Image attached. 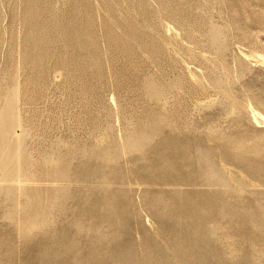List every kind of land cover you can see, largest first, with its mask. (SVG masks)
<instances>
[{"label": "rangeland", "instance_id": "1", "mask_svg": "<svg viewBox=\"0 0 264 264\" xmlns=\"http://www.w3.org/2000/svg\"><path fill=\"white\" fill-rule=\"evenodd\" d=\"M261 115L264 0H0L3 264H264Z\"/></svg>", "mask_w": 264, "mask_h": 264}, {"label": "bare ground", "instance_id": "2", "mask_svg": "<svg viewBox=\"0 0 264 264\" xmlns=\"http://www.w3.org/2000/svg\"><path fill=\"white\" fill-rule=\"evenodd\" d=\"M219 34H220V32H219L218 28L214 27L213 25H211L209 27V32L207 34V37H208V41H210L211 45H216V42H218ZM261 117L264 119V115H261ZM21 140H22L21 138L13 139V137L10 136V134L8 132H4L2 129L0 130V148L1 149H4V145H6V143L8 141H11V142L14 141L15 144H21ZM4 142H6V143H4ZM16 158L20 160V152H18ZM3 167H4V165H3ZM1 182H4V181L0 180V183ZM189 199H192V198H189ZM209 204H211L215 208V201H211L209 199ZM200 205H202L200 200H195V201L187 200V201H184V203L182 204L183 207L190 208V209H192V208L198 209L200 207ZM205 205L207 207H209L210 210H212L211 209V208H213L212 206L207 205V204H205ZM3 250H4V240H3L2 236L0 235V264H3V259H2Z\"/></svg>", "mask_w": 264, "mask_h": 264}]
</instances>
